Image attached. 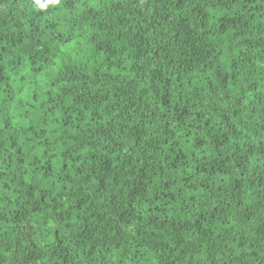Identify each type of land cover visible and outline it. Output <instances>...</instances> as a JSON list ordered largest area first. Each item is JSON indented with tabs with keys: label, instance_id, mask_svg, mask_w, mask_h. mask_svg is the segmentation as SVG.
<instances>
[{
	"label": "trees",
	"instance_id": "obj_1",
	"mask_svg": "<svg viewBox=\"0 0 264 264\" xmlns=\"http://www.w3.org/2000/svg\"><path fill=\"white\" fill-rule=\"evenodd\" d=\"M0 264H264V0H0Z\"/></svg>",
	"mask_w": 264,
	"mask_h": 264
},
{
	"label": "clouds",
	"instance_id": "obj_2",
	"mask_svg": "<svg viewBox=\"0 0 264 264\" xmlns=\"http://www.w3.org/2000/svg\"><path fill=\"white\" fill-rule=\"evenodd\" d=\"M51 3H59V0H50Z\"/></svg>",
	"mask_w": 264,
	"mask_h": 264
}]
</instances>
